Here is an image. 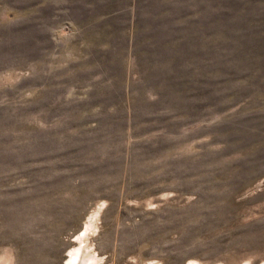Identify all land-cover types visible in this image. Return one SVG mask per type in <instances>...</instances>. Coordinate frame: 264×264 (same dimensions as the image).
Here are the masks:
<instances>
[{"label":"rangeland","instance_id":"374dc122","mask_svg":"<svg viewBox=\"0 0 264 264\" xmlns=\"http://www.w3.org/2000/svg\"><path fill=\"white\" fill-rule=\"evenodd\" d=\"M81 249L264 264V0H0V264Z\"/></svg>","mask_w":264,"mask_h":264},{"label":"bare ground","instance_id":"6f19581e","mask_svg":"<svg viewBox=\"0 0 264 264\" xmlns=\"http://www.w3.org/2000/svg\"><path fill=\"white\" fill-rule=\"evenodd\" d=\"M83 252H82V249L72 252L70 254V256H69L70 257V260H69V262H67V264H87L88 261H89L88 260V256H86L87 254L85 252L84 253ZM90 261H91V259H90ZM91 264H93V263H91Z\"/></svg>","mask_w":264,"mask_h":264}]
</instances>
